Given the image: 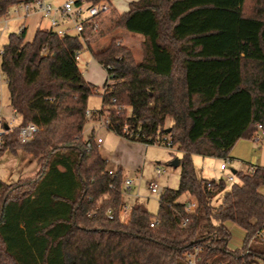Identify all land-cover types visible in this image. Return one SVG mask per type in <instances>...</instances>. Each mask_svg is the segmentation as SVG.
<instances>
[{
    "label": "trees",
    "instance_id": "trees-1",
    "mask_svg": "<svg viewBox=\"0 0 264 264\" xmlns=\"http://www.w3.org/2000/svg\"><path fill=\"white\" fill-rule=\"evenodd\" d=\"M20 1L0 0V16ZM109 12L88 42L41 27L25 41V27L0 50L19 118L0 152L25 145L40 165L16 182L0 178V264H190L197 247L199 264L264 262V166L236 170L228 187L193 161L229 158L240 139H255L256 124L264 128V0H133ZM117 29L141 39L139 59L120 36L95 47ZM87 48L113 67L91 116L106 113L108 129L148 145L167 134L182 152L179 187L165 188L155 214L136 197L123 217L122 170L111 174L94 131L84 135L90 95L99 91L77 63ZM29 121L39 131L23 144ZM233 225L246 232L238 248L230 247Z\"/></svg>",
    "mask_w": 264,
    "mask_h": 264
},
{
    "label": "rangeland",
    "instance_id": "rangeland-1",
    "mask_svg": "<svg viewBox=\"0 0 264 264\" xmlns=\"http://www.w3.org/2000/svg\"><path fill=\"white\" fill-rule=\"evenodd\" d=\"M58 1L62 2L64 0ZM129 1L131 0H108L107 2L110 8L113 7L118 13H123L129 9ZM107 13H105V15ZM23 25L27 27V31L24 35L25 41H30L33 39L37 28H45L47 23L41 21V17L36 14L29 15L26 18L13 17L8 28H4L0 23V50H2L4 45L8 42L9 34L11 32L19 34L20 27ZM114 35L120 36L124 43H129L133 47L137 59L141 57V39L121 29L103 35L101 38L102 40L100 39L99 42L95 44V47L99 48L103 46L105 44L103 40L105 39V41H108ZM77 63L84 77L99 88L98 92H94L90 95L88 101L89 110L92 111L93 114H97L102 108V95L100 93H102V88L107 79V70L93 57L88 48L79 54ZM0 110L9 122L13 121L11 117L15 116L13 125L18 124L19 118L15 115L16 113L13 112L10 105L7 79L1 69ZM105 116L106 113L104 114V117ZM95 118L96 116H89L86 121L84 127L85 137L94 131L96 140L102 138V142L99 146L101 153L107 160L108 168L114 171L121 169L124 177L139 178L141 185L139 188L138 186H134V192H139L138 197L145 200L148 209L154 214L157 213L160 204L159 195L152 193L148 188V184L151 180H157L159 184L166 188L177 189L180 184L182 166H175L174 161L182 157V152L178 149L177 145L173 146V148H169L163 144L154 143L146 145L140 141L126 139L108 129L107 126L101 123L100 119L97 120ZM170 123L171 121L169 120L166 125L169 126ZM258 133L260 134V131L257 128L256 135ZM14 146L16 147V153L10 149L0 152V178L9 183L34 176L40 168L36 157L26 149L25 145L22 146L16 143ZM193 161L196 168L201 170L207 179L222 177L227 181L229 187L233 183L227 180V176L231 173V169L249 172L252 170V164L264 166V140L242 138L230 151L229 158L203 157L199 154H194ZM227 161H229L228 169L226 171H221L220 165ZM157 168L161 170L160 174L157 173ZM184 197L185 196L181 197V200H184ZM125 200L131 203L133 198L129 195H125ZM214 203H219L218 197L214 200ZM231 228L233 237L230 241V247L238 248L242 246L244 232L237 225H233ZM260 264H264V262L261 261Z\"/></svg>",
    "mask_w": 264,
    "mask_h": 264
},
{
    "label": "built area",
    "instance_id": "built-area-1",
    "mask_svg": "<svg viewBox=\"0 0 264 264\" xmlns=\"http://www.w3.org/2000/svg\"><path fill=\"white\" fill-rule=\"evenodd\" d=\"M110 11V5L107 1H102L100 3H94L92 0H64L62 2H55V0H21L20 2L12 5L3 15L0 16V23L4 28H8L13 17H24L29 15L37 14L42 19L46 20L48 23L47 29H50L60 36L67 37L70 35H78L83 42H88L92 38V33L95 34L100 27V20L105 15V13ZM25 29L24 25L20 27L19 34ZM79 54L77 55L78 59ZM107 71L113 72V67L108 65L106 67ZM106 87L103 86L102 92H105ZM87 116H91L92 111L87 110ZM13 121H7V118L3 115L0 110V147L4 136L7 134L8 129L5 124H8L9 128L13 126L15 116L11 117ZM101 123L107 125L108 120L104 115L101 116ZM260 131L255 137V140H260L264 137V128L262 124H256ZM39 131V126L33 121H29L27 124L22 126L19 131L18 140L20 143L27 144L32 142L36 137V132ZM102 138L97 139V143L100 144ZM157 144H163L169 148H173L172 139L169 135L165 134L159 137L156 142ZM88 147L91 143H87ZM148 145V144H146ZM229 161L223 162L220 165L222 170L228 168ZM253 171L254 167L251 168ZM114 170L110 169L112 174ZM157 173L160 174L161 170L157 168ZM227 180L234 182L235 174L232 172L228 174ZM140 179L136 177H125L124 178V196H134L138 197L139 192H134V186L140 187ZM209 187L212 186L210 182ZM149 190L160 196L164 193L165 187L158 183L157 180H151L148 184ZM133 206V205H132ZM131 205L124 203L121 208L123 217H127L131 208ZM196 206L195 201L189 200L187 202V210L192 211ZM109 217L113 218V213L111 210L108 211ZM154 226V223H152ZM260 237L264 240V231L259 232ZM201 248L197 247L194 252L188 253V261L190 264H199V253ZM217 264H224L223 262H218Z\"/></svg>",
    "mask_w": 264,
    "mask_h": 264
},
{
    "label": "crops",
    "instance_id": "crops-1",
    "mask_svg": "<svg viewBox=\"0 0 264 264\" xmlns=\"http://www.w3.org/2000/svg\"><path fill=\"white\" fill-rule=\"evenodd\" d=\"M131 1H133V0H131ZM131 1H129V3H130ZM55 2H59V1H58V0H55ZM128 8H129V7H128ZM120 13H121V12H120ZM36 15H37V14H36ZM38 16H39V15H38ZM41 21H45V23H47V21L44 20V19H42V18H41ZM47 26H48V23H47ZM47 26H46L45 28H47ZM26 28H27V27H26ZM38 28H39V27H38ZM26 31H27V30H26ZM101 40H102V39H101ZM103 41H104L105 44H107L109 40H108V41H105V39H104ZM103 41H102V42H103ZM105 44H104V45H105ZM126 44H129V43H126ZM129 45H130V44H129ZM91 53H92V52H91ZM92 55H93V54H92ZM93 57H94V56H93ZM85 79H86V78H85ZM86 80L89 81V82H91L89 79H86ZM91 83H93V82H91ZM93 84H94V83H93ZM12 110H13V108H12ZM13 112H14V110H13ZM14 113H15V112H14ZM15 115H17V114H15ZM255 166H257V165H256V164H252V165H251V167H255ZM227 169H228V168H227ZM227 169L222 170V169L220 168L221 171H226ZM199 171H200V173L202 174V176L205 177V176L203 175L202 171H201V170H199ZM231 172L234 174V173L236 172V170H235V169H231ZM205 178H206V177H205ZM221 178H222V177H221ZM221 178H214V179H210V180H216V181H218V180H220ZM165 188H166V187H165ZM183 196H185V197H184L185 199H184V200H181V197H183ZM130 197L133 198L132 202L130 203V202L126 201V200H125V202L128 203V204H130V205L132 206L133 203H134L135 200H136V197H134V196H130ZM181 197H180V199H179L180 201H185V200H187V196H186V195H182ZM237 226H238V225H237ZM239 227H240V226H239ZM240 228H241V227H240ZM241 229H242V228H241ZM231 230H232V228H231ZM242 230H243V232H244V234H243L244 237H243V240H242V244H243V241H244V238H245L246 232H245L244 229H242ZM232 233H233V232H232ZM240 247H241V246H240Z\"/></svg>",
    "mask_w": 264,
    "mask_h": 264
},
{
    "label": "water",
    "instance_id": "water-1",
    "mask_svg": "<svg viewBox=\"0 0 264 264\" xmlns=\"http://www.w3.org/2000/svg\"><path fill=\"white\" fill-rule=\"evenodd\" d=\"M5 127L8 129L9 128V126H8V124H5ZM170 129H168V131H169ZM174 165L175 166H178L179 165V160L178 159H176L175 161H174Z\"/></svg>",
    "mask_w": 264,
    "mask_h": 264
}]
</instances>
